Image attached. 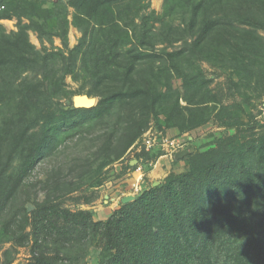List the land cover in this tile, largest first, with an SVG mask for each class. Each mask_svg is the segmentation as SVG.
Wrapping results in <instances>:
<instances>
[{
  "label": "trees",
  "instance_id": "obj_1",
  "mask_svg": "<svg viewBox=\"0 0 264 264\" xmlns=\"http://www.w3.org/2000/svg\"><path fill=\"white\" fill-rule=\"evenodd\" d=\"M147 7L145 0H0V232L12 249L31 244L26 264H77L65 249L95 241L100 264H264V131L242 134L247 109L225 102L226 91L264 97V0H164L162 13ZM4 19H17V29ZM71 25L81 32L73 47ZM204 61L229 71L227 90L212 87ZM81 74L91 86L75 95L98 96L92 107L76 106L67 89V76ZM152 121L178 135L211 121L238 132L206 150L189 146L180 158L187 170L144 186L107 219L64 206L63 196L80 188L75 177L102 185L103 169L123 159ZM95 133L92 147L102 144L73 162L79 175L54 167L36 180L44 198L29 195L41 162L69 138ZM164 153L134 157L147 173ZM90 157L100 161L95 170Z\"/></svg>",
  "mask_w": 264,
  "mask_h": 264
},
{
  "label": "rangeland",
  "instance_id": "obj_2",
  "mask_svg": "<svg viewBox=\"0 0 264 264\" xmlns=\"http://www.w3.org/2000/svg\"><path fill=\"white\" fill-rule=\"evenodd\" d=\"M145 2L149 5L147 10L154 9L158 13H162L164 11V0H145ZM70 10L71 13L74 11L73 8ZM2 22L8 30L17 29V19H4ZM80 36L81 32L75 26L71 25L69 30L70 47H73L75 44H77ZM30 38L33 43H35L38 47H41V42L33 30L30 31ZM55 46H62L60 38H55ZM162 46L163 45H160V47ZM173 49V47H169V50ZM202 66L206 74L214 78L212 83L213 88L224 87L227 90V79L229 75L228 70L218 68L207 61L202 62ZM66 80L67 89L72 93V98L75 96L77 90H81L83 88L84 92L86 93L91 86L89 78H87L84 74H81L78 79H75L72 75H68ZM173 83L176 87H183L182 80L178 77H173ZM226 92L228 94L225 99L226 103L232 104L236 101L242 102L247 109V112L244 114V122L246 124L243 125L241 133L250 136L254 131H264V97L259 98L256 91L249 95V97L243 96L236 92L231 94L228 93V91ZM92 97H95L96 101L98 102V96ZM64 102L68 103V101ZM251 126H253V132ZM149 130H151V133H159L163 134L165 137H175L179 139L184 144V148L195 146L201 150H206L212 146H215L216 140L221 136L233 135L238 132L237 127L226 126L217 121H211L195 130L181 135H178V131L176 129H160L155 121H152L148 131ZM97 134L98 133L91 134L88 136L89 138L81 140H79L77 137L69 138L67 142L59 149V151L49 158V160L41 162L31 175L30 179L35 183V185L29 189V195L33 198L38 194L39 199L44 198L45 193L42 190V186H39L38 183L36 184V180L47 179L48 173L51 174L54 170H56L54 167L63 166L65 169L64 171H66L70 166H72L73 170L75 171L73 162L81 163L87 154L93 152L97 148L96 146L102 144V140H98L97 143L92 147L91 139L95 138ZM142 139L143 138L140 139V143L142 142ZM137 146L138 145L132 147L126 153L123 159L114 161L103 169L102 174L100 175V177L104 180L102 185L97 187L91 186L90 182H94L96 180L92 176L85 178L75 177L73 180L76 184L80 185V188L63 196L62 201L64 206L72 210L92 209L95 211L94 217L96 220H104L107 219L113 211V207L115 205L112 203H114L116 200L114 197L119 195L122 189H126L127 185L131 184L132 189L135 191H140L144 186L148 187L151 185V181L149 179L146 181V183H144V179H146L145 175L139 181V179H137L139 178L138 173L135 174L127 167L128 160L137 155ZM155 150L157 152V150L163 149L162 147L157 146ZM74 159H76V161H74ZM71 161L72 165H70ZM94 161L95 164L93 166L95 170L100 161L90 157L89 163L93 164ZM187 168L188 166L186 164L183 171L187 170ZM48 170H50V172H48ZM80 172L81 171H75V173H77L75 176L79 175ZM164 180L165 179H163L162 182ZM25 195L26 194H24L23 197H19V200L17 199L16 205L21 202L20 199L25 200ZM94 195L97 199H95L92 203H86L84 199L87 196L93 197ZM28 202V206L32 207L31 201ZM4 219L5 216L0 218V231ZM85 243L86 242H84V244L75 246L74 249L68 247L65 249V253H70V255L74 253L77 257H79L77 264H100L101 247L96 244V241L91 244ZM11 246L12 242L8 241L7 236L5 234L2 235V232H0V264H6V260H10L11 257L13 258L12 264H26L29 262L32 255L31 244L21 247L18 246L14 249H12Z\"/></svg>",
  "mask_w": 264,
  "mask_h": 264
},
{
  "label": "crops",
  "instance_id": "obj_3",
  "mask_svg": "<svg viewBox=\"0 0 264 264\" xmlns=\"http://www.w3.org/2000/svg\"><path fill=\"white\" fill-rule=\"evenodd\" d=\"M185 165V161L182 159H178L176 157V154L166 152L157 158L154 165L152 166V169L146 173V179H144V183H146V181L149 179L151 181V184L156 185L162 182V180L165 179L171 171L182 172L185 169ZM130 170L134 172V169ZM134 173L136 174V172ZM137 192L138 191L132 189L131 184L127 185L126 189H122L120 191V194L114 197V199L116 200L114 201V203H112L113 205H115L113 207V210L120 205V202L122 201V198L124 196H135Z\"/></svg>",
  "mask_w": 264,
  "mask_h": 264
},
{
  "label": "built area",
  "instance_id": "obj_4",
  "mask_svg": "<svg viewBox=\"0 0 264 264\" xmlns=\"http://www.w3.org/2000/svg\"><path fill=\"white\" fill-rule=\"evenodd\" d=\"M142 138L143 139H142L141 143H140V140H139L133 146V147H135L136 145H138L137 146V153L138 152H143V151H151L152 149H155L157 146L162 147V149L165 151V153L166 152L167 153L170 152L172 154H176L177 152L186 149V148H184V144L179 139H177L175 137L174 138L165 137L163 134H159V133H157V134L156 133H151V130L146 132L142 136ZM132 158L134 160H137V163H136L137 166L134 169V172L138 173L139 178H137V179H139V181H140V179H142L143 176L145 175V167H144V163H143V158H141L140 160L135 159L134 156ZM154 163L150 162V164L152 166L154 165Z\"/></svg>",
  "mask_w": 264,
  "mask_h": 264
},
{
  "label": "water",
  "instance_id": "obj_5",
  "mask_svg": "<svg viewBox=\"0 0 264 264\" xmlns=\"http://www.w3.org/2000/svg\"><path fill=\"white\" fill-rule=\"evenodd\" d=\"M73 103L76 106L92 107V106H94L97 103V101H96V98L95 97L88 96L87 94H83V95H75L73 97ZM185 153H186V150H181V151H179V152L176 153V157L178 159H180V158H182L184 156ZM131 163L132 164H136L137 163V160H133ZM133 198H134L133 195L124 196L122 198V202L126 203V202L130 201Z\"/></svg>",
  "mask_w": 264,
  "mask_h": 264
}]
</instances>
